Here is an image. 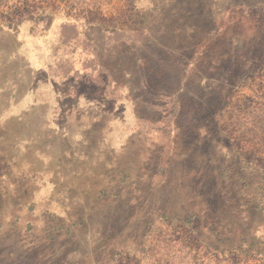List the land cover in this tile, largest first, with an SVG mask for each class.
I'll use <instances>...</instances> for the list:
<instances>
[{"label": "rangeland", "instance_id": "1", "mask_svg": "<svg viewBox=\"0 0 264 264\" xmlns=\"http://www.w3.org/2000/svg\"><path fill=\"white\" fill-rule=\"evenodd\" d=\"M58 19L48 49L127 84L136 131L88 163L44 114L0 131V264H264V0H0V65Z\"/></svg>", "mask_w": 264, "mask_h": 264}, {"label": "crops", "instance_id": "2", "mask_svg": "<svg viewBox=\"0 0 264 264\" xmlns=\"http://www.w3.org/2000/svg\"><path fill=\"white\" fill-rule=\"evenodd\" d=\"M47 25V34L43 41L39 38V47L31 63H26L25 50L20 49L19 45L12 51V55L7 51L6 56H3L8 61L17 59V64L0 65V131L3 137H8L7 140L19 138L24 141L26 137L32 136L38 141L42 129H36L34 123L39 122L44 114L49 123L50 139H62L50 144L57 151L60 147L61 152L89 155L88 163L97 159L93 155H98L109 146L107 138H127L129 133L136 131V127L133 130L131 127L137 121V100L126 93L131 89L127 84L110 79L108 73H87L80 66L77 54L71 59L72 65L64 67L62 53L56 50L51 52L48 46L51 43L59 46L62 44L65 25L76 30L79 26L74 20L63 22L59 19ZM114 36L115 33L105 35V43L115 45ZM42 42L44 53L49 54L50 58L52 55L48 63H43ZM120 43L118 39L117 44ZM100 77L101 82L98 81ZM54 121L82 123V133L75 139L72 149L63 146L66 133L62 130L59 134L57 131L53 133ZM107 129L113 132L106 135ZM22 145L25 146V142ZM90 169L89 166L87 171ZM93 179L95 176L88 172L87 182L83 184L90 188Z\"/></svg>", "mask_w": 264, "mask_h": 264}]
</instances>
